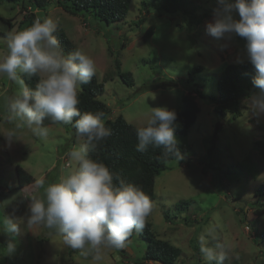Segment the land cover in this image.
<instances>
[{"label":"rangeland","instance_id":"obj_1","mask_svg":"<svg viewBox=\"0 0 264 264\" xmlns=\"http://www.w3.org/2000/svg\"><path fill=\"white\" fill-rule=\"evenodd\" d=\"M143 1L151 3L146 11L140 8L141 0H132L125 19L109 24L88 13L70 14L56 4L35 15L41 20L51 17L57 29L94 59L97 81L104 86L97 98L109 108V118L121 114L136 127L144 126L151 107L182 109V97L192 89L216 95L217 76L226 65L238 64V55L247 62L244 38L217 41L206 32L217 0H191L193 18L160 11L154 0ZM28 11L0 0V56L6 54L8 34L17 30ZM1 18L10 20V30ZM196 18L201 19L199 25ZM149 27L153 34L144 41ZM225 43L228 47L221 50ZM116 60L122 72L131 74L132 86L117 74ZM196 67L202 70L189 75ZM20 90V85L0 75V264H158L142 259L146 241L135 230L124 248L105 249L103 259L96 262L68 247L56 229L26 226L30 197L44 195L35 182L43 179L47 186L66 175L74 167L69 151L84 140L67 125L46 126L47 138L26 125L17 128L21 121L8 120V103ZM256 91L253 84L241 88V114L235 119L228 113L221 117L209 99L196 96L200 110L195 123L186 135H175L187 152L179 160L166 161V168L155 177L153 211L146 221L156 238L181 250L176 264H206L200 251L202 234L212 246L227 245L225 264H264V214H257L261 205L256 197L264 183V155L255 145L264 139V115L252 110L249 97ZM217 122L222 123L219 131ZM12 130L14 141L9 145L5 136ZM16 166L33 177L31 185L17 188ZM21 198L25 202H19ZM8 215L20 225L19 234L3 232ZM9 240L16 246L11 254L5 248Z\"/></svg>","mask_w":264,"mask_h":264},{"label":"clouds","instance_id":"obj_2","mask_svg":"<svg viewBox=\"0 0 264 264\" xmlns=\"http://www.w3.org/2000/svg\"><path fill=\"white\" fill-rule=\"evenodd\" d=\"M217 5L206 32L217 41H230L234 36L244 38L246 59L256 69L252 84L258 89L249 96L250 104L256 114L264 115V0H217ZM56 31L57 23L51 17L37 18L30 27L8 34L6 54L0 56V75L21 89L9 100L8 120L19 118L17 128L26 125L41 138L48 136L46 119L73 125L77 138L84 140L69 151L74 167L66 175L47 186L43 179L35 182L44 195L30 197L25 224L29 229L33 225L56 229L68 247L99 262L105 249L124 248L134 230H143L153 202L138 185L122 179L114 184L108 166L90 156V151L112 135L103 113H81L78 108L80 88L96 75V64L79 49L65 55L54 35ZM227 47L228 44H222L221 50ZM236 62L243 63L244 59L238 55ZM20 74L39 77L35 88L26 87ZM176 120L174 110L151 107L150 118L136 129V151L143 153L149 146L162 147L165 156L181 159ZM14 132L5 136L9 145L14 141ZM3 232L19 234L20 225L13 215L3 220ZM199 239L206 264H225L229 259L227 245L212 246L205 234ZM15 247L9 240L5 248L11 254Z\"/></svg>","mask_w":264,"mask_h":264},{"label":"trees","instance_id":"obj_3","mask_svg":"<svg viewBox=\"0 0 264 264\" xmlns=\"http://www.w3.org/2000/svg\"><path fill=\"white\" fill-rule=\"evenodd\" d=\"M11 3L19 4L22 8H28L29 14L19 22L16 31L30 27L37 19L35 16L37 11H45L51 4L58 5L64 11L70 14H80L82 12L95 16L98 20L105 23L121 22L125 19L129 6L132 0H7ZM149 2L141 0V10H147ZM156 9L168 14L181 12L193 18L195 14L194 7L191 0H154L153 3ZM206 15H204L205 17ZM8 23L10 30V20L1 18ZM140 18L138 22L144 21ZM196 24L201 23L200 18L194 19ZM192 21H188L191 23ZM137 24V23H136ZM153 34V28L149 27L143 34V40H147ZM56 35L60 47L64 54L67 55L77 49L66 36L64 31L57 29ZM80 50V49H79ZM115 66L117 74L122 82L127 86H132L134 80L130 73L122 72L120 64L116 60ZM201 67L193 68L189 75L194 72H200ZM256 75V69L250 62H243L238 64H228L224 70L217 76V94L207 95L199 88L188 91L182 97V109H171L177 113V120L175 126V135H186L188 130L193 126L199 112V105L196 96L199 98H207L213 104V110L221 117L229 114L231 119L237 118L240 114V90L243 87L249 88L252 84L253 78ZM24 85L29 89H34L39 77H28L22 74ZM103 83L97 81L96 75L88 84L81 86L79 91L78 105L81 113L84 112H100L106 122V126L112 130V135L105 141L100 142L96 148L90 151V156L93 159L99 160L106 164L111 170L114 177V184H118L119 180H124L127 183H132L140 186L143 191L149 196L151 201L155 199L154 181L155 177L166 168L165 162L175 159L172 156H165L162 147L149 146L148 150L141 153L136 151L137 137L136 129L138 127L127 122L125 118L119 114L115 118H109L110 110L107 105L100 101L97 97L103 93ZM75 120V118H74ZM74 123V122H73ZM59 124L53 123L50 119L44 121V126ZM71 133L76 135V129L73 125H67ZM222 127L221 122H217L216 131ZM255 145L264 155V139L257 140ZM179 148L182 156L187 152L184 145L179 143ZM17 188L27 187L34 182L33 177L28 174L22 167L16 166ZM256 197L260 200L261 208L257 209V214H264V183L259 185L256 190ZM164 216L166 213L164 212ZM139 235L146 241V250L143 256L144 261H155L158 264H176L177 259L181 255V250L170 244L168 241L158 239L152 233L150 224L145 221L143 230L137 231ZM264 238V232L262 233Z\"/></svg>","mask_w":264,"mask_h":264},{"label":"water","instance_id":"obj_4","mask_svg":"<svg viewBox=\"0 0 264 264\" xmlns=\"http://www.w3.org/2000/svg\"><path fill=\"white\" fill-rule=\"evenodd\" d=\"M19 202H25V198H21L18 200Z\"/></svg>","mask_w":264,"mask_h":264},{"label":"built area","instance_id":"obj_5","mask_svg":"<svg viewBox=\"0 0 264 264\" xmlns=\"http://www.w3.org/2000/svg\"><path fill=\"white\" fill-rule=\"evenodd\" d=\"M31 185V184H30ZM28 187V186H27Z\"/></svg>","mask_w":264,"mask_h":264}]
</instances>
